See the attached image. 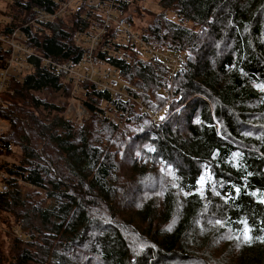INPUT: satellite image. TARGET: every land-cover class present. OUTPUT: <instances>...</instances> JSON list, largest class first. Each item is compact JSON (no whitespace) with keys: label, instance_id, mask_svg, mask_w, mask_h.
Listing matches in <instances>:
<instances>
[{"label":"trees","instance_id":"trees-1","mask_svg":"<svg viewBox=\"0 0 264 264\" xmlns=\"http://www.w3.org/2000/svg\"><path fill=\"white\" fill-rule=\"evenodd\" d=\"M59 1L0 0V36L22 28L37 56L81 64L77 34L98 24L77 11L43 23L41 37L25 27ZM128 3L116 9L132 24ZM157 3L133 29L153 50L183 55L181 70L171 76L131 44L130 60L106 61L143 111L82 81L90 116L77 127L63 119L64 76L39 58L7 80L0 157L17 160L0 163V264H264V0ZM8 58L0 42V72ZM165 107L156 124L148 114Z\"/></svg>","mask_w":264,"mask_h":264},{"label":"built area","instance_id":"built-area-1","mask_svg":"<svg viewBox=\"0 0 264 264\" xmlns=\"http://www.w3.org/2000/svg\"><path fill=\"white\" fill-rule=\"evenodd\" d=\"M125 0H61L56 9L52 13L42 12L34 16L25 27L30 30L33 36L41 37L44 33L42 24L54 22L57 20H66L72 14L78 11L79 16L89 22L98 24L97 32L91 36H83L77 34L76 42L87 46L85 59L79 65L73 63H56L50 59L37 56L30 48L24 44L25 34L21 29L15 30L8 39L0 36L2 42L9 51L7 68L0 72V104H2L1 95L6 89L7 80L11 75L19 78L24 72L30 68L24 62L25 57L35 56L42 63L52 67L57 73L62 74L64 83L70 87L69 100L74 104L72 107L73 113L68 110L64 112L63 119L74 124L77 127H82L84 120L89 117L88 108L81 101L79 96V84L86 81L95 85L101 90L109 92L112 96H119L123 100H131L135 102L143 111L141 100L130 95L127 91L118 87L119 73L117 70L109 67L106 61L110 59L130 60L124 49L127 45H135L142 53L148 54V59L158 58L161 65L167 68L174 76L177 74L186 62L183 55L179 53H170L165 51H155L147 46L139 33L134 31L129 23L119 20L116 7ZM105 35V41L102 37ZM104 42V43H103ZM101 56L104 58V63L95 57ZM171 92L166 94L170 97ZM108 106L105 104L103 110ZM167 107L162 108L160 112L149 113L150 118L160 124L165 116ZM108 117L114 125L121 127L119 120L113 113H109ZM10 124L7 120L0 119V135L8 131ZM0 178L3 181L5 175L0 173ZM1 190L7 191L5 183L1 184Z\"/></svg>","mask_w":264,"mask_h":264},{"label":"rangeland","instance_id":"rangeland-1","mask_svg":"<svg viewBox=\"0 0 264 264\" xmlns=\"http://www.w3.org/2000/svg\"><path fill=\"white\" fill-rule=\"evenodd\" d=\"M126 1L129 3L127 5V9H126L125 13L121 14V16L123 18H126L129 16L132 20L131 23L133 24V26H132V24H130V25L132 26V28H135L136 30H139L138 27L140 28L142 26L143 27L147 26L148 22L150 21V15H147V13L148 14H150V12L158 13L160 11V6L158 5L157 0H126ZM173 18H174V16H173ZM76 43L80 44L78 42H76ZM41 97H46L49 101H53V102H57L59 99L58 95H52V94H48V93L41 94ZM73 105L74 104L68 99L65 112L67 113L68 110H70L74 115V111L72 110ZM89 116H90V114H89ZM86 120H84V123ZM9 129H10V127H9ZM9 129H8V131H9ZM8 131H6V133ZM15 152H17V150H15ZM3 160L11 161V162L16 161L17 160V154L10 156V157H0V163ZM1 179L2 178H0V181H1ZM229 255H230V253L228 252V256ZM227 260H229V259L227 258Z\"/></svg>","mask_w":264,"mask_h":264}]
</instances>
